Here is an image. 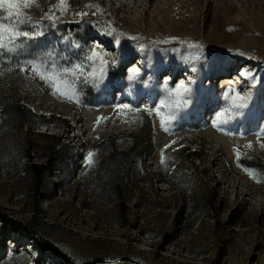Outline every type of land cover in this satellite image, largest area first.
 Instances as JSON below:
<instances>
[{"label": "rangeland", "instance_id": "374dc122", "mask_svg": "<svg viewBox=\"0 0 264 264\" xmlns=\"http://www.w3.org/2000/svg\"><path fill=\"white\" fill-rule=\"evenodd\" d=\"M66 2L56 28L14 59L79 63L98 46L107 76L80 83L79 103L28 73L0 77V213L34 233L0 220V264H264V0ZM60 4L35 0L26 14L45 20ZM173 85L191 89L187 105L183 91L168 96ZM228 89L247 107L233 109ZM13 103L26 108L18 120ZM146 120L152 154L117 169L113 144L131 148ZM53 148L39 191L29 163Z\"/></svg>", "mask_w": 264, "mask_h": 264}, {"label": "snow or ice", "instance_id": "6c2138e0", "mask_svg": "<svg viewBox=\"0 0 264 264\" xmlns=\"http://www.w3.org/2000/svg\"><path fill=\"white\" fill-rule=\"evenodd\" d=\"M33 4H35V0H0V77L13 71L28 73L33 78L38 77L42 80L51 89V95L55 98L69 103H79L80 90L78 89V85L80 83H87L89 80L99 82L106 78L108 61L103 59L106 53L98 52L96 50L98 46H94L84 54L83 59L79 63L65 65L58 64L52 53H48L46 56L26 59L23 62L19 59H14V57L23 55L40 38L45 37L49 26L56 28L57 19L61 18L64 11L70 7L66 0H61L60 5L49 9L44 14L47 21V24H45V20L35 21L31 16L26 14V10L30 9ZM61 9L64 11H61ZM58 13L59 15H57ZM87 14V12L75 13V15L81 17ZM105 34L110 35L111 31ZM130 39H135V37H131ZM67 43H69L70 47L83 52V48L79 43ZM115 43L118 45L120 41L116 39ZM85 62H89L90 66L86 65ZM173 87L175 88V92L169 90L168 96H180L181 91H183L188 96V99L183 100V104L187 105L191 97V89L186 88L184 85H180L179 87L173 85ZM233 91L235 90H226L224 99L230 103L233 109L246 108L249 98L238 93L235 96H230L229 93ZM166 103V101L161 102L158 108L154 106L152 110H149V114L155 111L157 115H160L161 109L165 107ZM176 103L179 105L180 101L177 100ZM124 109L136 111L129 109L127 105L124 106ZM118 111H123V109H118ZM223 116L224 113H220L216 117L218 127ZM171 121V115H169L167 121L161 116V124L165 127L166 131ZM222 123H227V121H222ZM261 146L264 147V144ZM248 147H251V145H248ZM94 155V153L90 152L86 157L89 166H93L95 163L93 159ZM237 156H239V150H237Z\"/></svg>", "mask_w": 264, "mask_h": 264}, {"label": "trees", "instance_id": "16d2710c", "mask_svg": "<svg viewBox=\"0 0 264 264\" xmlns=\"http://www.w3.org/2000/svg\"><path fill=\"white\" fill-rule=\"evenodd\" d=\"M7 107H10L12 112H14L13 118L14 120H18L17 118H21L23 113L26 111V109L23 105L16 104H9V106H5V109ZM19 116V117H18ZM12 118V119H13ZM146 123L143 122V124L140 126L139 129H137L136 132H134L132 135L129 136L130 140L134 143V145L128 150L125 151H118L117 147L113 144L112 147V153H110L109 161L114 160L116 156H118V159L115 161V166L117 169H124L126 173H128L133 166V163L136 161V159L145 158L146 156H150L153 151V144H154V134H153V123L151 120H146ZM53 152L46 158V161L43 164H30L29 168L30 171H32L33 180L35 186H37L38 190H42L44 186V182L46 180L47 175L50 172V169L55 165L56 163V156L54 153H56L55 148H53ZM30 159H35V156L29 154ZM105 165V160L101 161L99 164V168L97 173L100 174L103 172V168ZM0 220L4 222L5 225L10 224L16 231L23 232L29 236H34L33 232L30 229V226L28 224H25L24 222L16 221L10 218L8 215L0 213ZM44 246H48L44 244ZM65 261L66 258H64Z\"/></svg>", "mask_w": 264, "mask_h": 264}]
</instances>
